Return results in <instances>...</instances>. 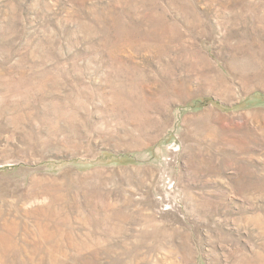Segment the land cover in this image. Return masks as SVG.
Returning a JSON list of instances; mask_svg holds the SVG:
<instances>
[{
	"label": "rangeland",
	"instance_id": "obj_1",
	"mask_svg": "<svg viewBox=\"0 0 264 264\" xmlns=\"http://www.w3.org/2000/svg\"><path fill=\"white\" fill-rule=\"evenodd\" d=\"M263 94L264 0H0V264H264Z\"/></svg>",
	"mask_w": 264,
	"mask_h": 264
},
{
	"label": "crops",
	"instance_id": "obj_2",
	"mask_svg": "<svg viewBox=\"0 0 264 264\" xmlns=\"http://www.w3.org/2000/svg\"><path fill=\"white\" fill-rule=\"evenodd\" d=\"M261 96H264V94H263V95H261ZM261 96H256V95H255V97H254V98L256 99L257 97H261Z\"/></svg>",
	"mask_w": 264,
	"mask_h": 264
}]
</instances>
